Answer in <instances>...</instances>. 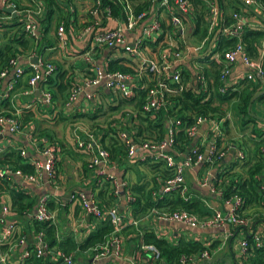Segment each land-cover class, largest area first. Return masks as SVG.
<instances>
[{"label": "crops", "instance_id": "0c3cea01", "mask_svg": "<svg viewBox=\"0 0 264 264\" xmlns=\"http://www.w3.org/2000/svg\"><path fill=\"white\" fill-rule=\"evenodd\" d=\"M131 1L132 4L135 5L146 2V0ZM221 1L223 6L226 7V14L231 16L233 13L232 7L235 6V3L233 4L234 0ZM235 1L237 2V0ZM13 2L17 12L15 14L9 13L12 15H0V49L8 44L9 41H12V35L18 31L17 27H11L14 25L13 20L17 18V22L20 23L23 18V13L26 10H36L41 7L38 21L45 18L44 4L41 0H36L35 3H32L31 0H13ZM66 2H68V22L64 23V25L66 24L65 34L68 40L66 46L61 47L58 45L55 37L57 28L54 22L52 23V31L46 37V40L52 39L53 43L50 46L45 45L37 54L35 51H31L28 48L23 49L17 45L14 46V49H16L14 53L16 57L19 58V65L23 68L24 74L15 85L10 96L4 99L8 102L6 106L2 108L3 110L6 109V111H9L15 118H21L23 113L31 112L33 114L32 122L21 128L17 133H10L7 125L0 127V130L4 128L2 132H0V159L5 153L13 149L19 152L23 150L25 155L21 158L30 160V162L41 160V150L47 144L44 143L46 142L45 137L44 139H38L37 134L39 128L40 131H45L47 129L46 133H49L53 137V143L57 144L59 149L55 164L56 180L53 184H49L46 179L43 178L37 181L36 184H28L19 177L12 176L10 179H7L8 182L5 186L10 190L21 191L30 196L34 195L38 199L41 196L48 197L51 212L54 214L55 221L52 225L55 228L57 241L72 237L77 244H80L90 233L96 231L104 220H107L106 218L97 220L92 216H88L83 211L78 201L70 200L72 194H83L94 199L102 206L101 208L104 211H107L111 207H116L118 209L120 215L126 221L124 223L125 229L121 234V236L123 235V254L119 257H115L111 255L114 254L113 251H111L109 256H104L106 258L101 257L96 261H94L96 256L91 250L82 251L80 254H66L71 255L76 264H153L150 256L145 253H138L140 246L143 244L142 233L144 230L152 231L157 237L162 235L164 239L170 243H175L180 238H184L185 240L199 241L204 247L208 248L217 244L215 249L210 250V252L207 251V259L194 258L188 264H243V262H246L245 259L242 260L240 256L239 243L245 236L255 233L261 234L264 237V199H260L259 203L250 202L244 205L243 214L249 219V225L244 229H238L231 225H223L213 229L191 230L175 223L158 222L155 217L150 215L149 217H147L148 215L141 217L137 219L136 222H133L132 220L134 219L130 217L125 201L126 194L129 192L127 189H129L131 185L150 184L153 178L160 181V172L153 171L149 165L139 161L137 158L127 156L128 158L123 160L120 165L110 161L107 165L105 175H98L95 170L88 167L92 153L77 150L74 138L75 129L87 131L88 127L92 125L91 122L85 123L82 120L75 119L76 115L95 113L97 109L101 108L98 113L100 116L106 107L109 109L116 106L115 102L118 97L105 89L103 83L98 87H85L83 92L72 102L68 101V97L67 100H64V93L60 94L50 105H45L40 102V96L36 90L32 94L25 93L27 89V80L30 76L29 67L31 64H34L33 59H35V57L42 61L53 63L58 71H63L71 81L78 80L77 83L81 82L85 75L91 73L90 62L84 60V54L87 51L89 43V36L84 33V30L88 22V10L93 1L63 0V5H65ZM151 3L152 8H150L151 10L148 13L159 14L162 24H167L168 14L159 7L158 0H151ZM214 6L219 9L216 4H214ZM239 6L242 7L243 10H246L240 3ZM17 7L20 9L18 10ZM207 16L206 14L205 21L208 27ZM246 20L249 25H258L259 22V19L255 16L251 19L246 15ZM192 23L191 16L186 21V24H188L187 36L197 40L192 36L189 27ZM121 24L119 20L108 19L103 20L101 26L109 29L115 28ZM163 27L165 30L167 29L165 26ZM262 30H264V27H262ZM210 32L212 33L213 30ZM134 36H136V34L131 33L126 35V38L132 41L134 38L139 37V32H137V37ZM208 36L209 38H206ZM206 37L205 40H197L205 41V46L202 51L205 48L207 49L203 56H208L210 50L213 48V42L211 41L212 35H206ZM164 40L165 36L163 35L154 36V39H144V43L140 49L141 57L146 58L152 54L161 55L165 48L163 45ZM175 40H177V38H175ZM259 47L264 50V38L259 42ZM201 52L189 53V55L186 54L183 67L185 69L190 68L191 65L189 60H191V62L193 61L192 64H194L195 61L199 59L198 56ZM120 56L127 57L122 49H105L96 52L93 56V60H96V62L103 67L109 61L123 60L119 58ZM217 59L218 54L210 56V61L217 65H221L222 63H217ZM210 61L204 62V67L211 68L208 66V64L210 65ZM231 70V74L228 78V82H231L230 84L236 83L237 80L244 77L246 73V68L240 60L236 62ZM11 76L12 71H10L4 79L0 80V88L2 90H4ZM52 76H54V74ZM261 82L264 88V80ZM87 94L91 95L90 99L85 98ZM4 100H0V103ZM235 101L222 106V110L226 112V119L229 122L224 139L230 136L231 142L228 143V145H222L224 146L223 149H225L222 150L224 156L220 160L218 167L210 165L208 169H205V165L199 164L187 167L184 170L185 185L190 197L201 200L209 211H214L216 209L221 211L224 210L221 196L218 192H215V188H212L211 185V180L216 175L217 169L221 171L230 167L235 161V155H237L239 147L247 151V148L252 147V145H250V140L254 139L252 135L253 125L251 123L244 124L242 122ZM108 111L109 115H118L117 111L112 112L110 109ZM0 112H2V110ZM251 112L254 117L261 121L259 122V126H264V106L253 102ZM12 116H7V118ZM126 120L127 117H124L120 122L123 127H128L130 133H132V127ZM207 130L206 125L202 126L198 130V135L193 138L194 143H198L197 147L194 149L199 151L201 149L203 154L207 148ZM118 132L129 135L124 131ZM243 139L247 141L248 145H240ZM232 141H234L235 144L232 143ZM42 143L45 145L39 147ZM100 146L102 145L100 144ZM99 169L100 168H98V170ZM204 175L207 176L206 186H203L201 180ZM110 177L114 179L112 184L107 182V178ZM114 183L119 185L117 193H115L114 190ZM122 183H126L127 187H120ZM5 186L0 193V219L4 221L3 224H0V235H2L5 230H8L10 226L13 227V231L10 236H5L0 246V264H20L22 262L21 256L23 252L29 250V247L35 246V237L37 233L35 234L32 229L35 210H28L21 216L13 213L10 209V199L7 194L3 193ZM22 239L23 243L20 244ZM59 254L64 253L56 247H53L48 248V253H46L45 256H49V261H54ZM159 264L162 263L160 262Z\"/></svg>", "mask_w": 264, "mask_h": 264}, {"label": "built area", "instance_id": "2783aa9c", "mask_svg": "<svg viewBox=\"0 0 264 264\" xmlns=\"http://www.w3.org/2000/svg\"><path fill=\"white\" fill-rule=\"evenodd\" d=\"M93 3L88 10V22L85 27L84 33L89 36V43L87 51L84 54V60L90 62L91 73L84 76L81 82L78 80L73 81L69 90L68 101L72 102L83 92L85 87H98L103 83L105 89L111 92L114 96L122 99H131L134 97V90L141 89L145 92L144 103L142 105V112L147 115H153L160 108H163L166 104L167 97L177 96L179 92L185 87H195L196 89L205 92L206 80L199 70H193V74L188 81L181 79L185 55L189 53H199L205 46V41H197L189 36L188 24L186 21L190 18L192 11V3L190 0H158L159 7L168 14V23L162 24L159 14L152 13H140L135 15L131 6L126 3V19L119 20L122 24L115 28H103L102 22L105 19H109V15L106 10H100V0H92ZM35 3L36 0H31ZM209 8V14L207 16L208 33L207 35H213L215 28L219 25V9L214 6L210 1H205ZM245 7L249 10L241 12H233L231 14L232 23L228 26H221L218 30L219 34L227 39H236L237 42L234 47L224 52V58L222 59L218 53L217 63H222V71L220 80H225L231 74V69L234 67L238 60L241 61L246 68V73L243 79L248 82H252L254 86L262 83L264 79V50L259 47L258 54L255 59H252L247 55L244 45L241 42V36L245 28H251L253 30H262L264 27L263 22L258 18V15L264 19V6H260L255 0H241ZM13 9L14 14L17 12L16 6L13 0H0V9ZM41 10L28 9L23 13L21 21L22 31L25 35L31 39L35 44H38L40 34L38 28V15ZM250 11L255 17L259 19L258 25H249L246 20V13ZM117 20V19H116ZM217 21V23H216ZM165 26L167 29L165 30ZM186 27V29H185ZM191 27V26H189ZM213 30L211 33L210 31ZM139 32V37H137ZM136 34L137 38L132 41L126 38L128 34ZM165 36L163 45L165 48L161 55L152 54L149 57H141L140 49L144 43V39H154V36ZM55 37L59 46L64 47L67 45V37L65 34V25L60 23L55 31ZM177 38V40H175ZM206 38H209L206 37ZM204 38V40L206 39ZM118 50L122 49L123 53L127 55L120 56L122 58L121 65L129 70L128 72H109L107 71L108 62L102 67L96 60H93V56L96 52L101 50ZM37 62L30 65V76L27 80L26 94H32L35 90L38 91L40 96V102L45 105L52 104V95L47 89V80L52 76L57 68L53 63L45 62L37 57ZM196 66V65H195ZM12 71L10 80L6 83L4 90L0 88V100L7 99L10 93L14 90L15 85L19 82L24 74L23 68L19 65V58H10L7 67L0 70V80L4 79L9 72ZM253 86V87H254ZM199 87V88H198ZM221 93L225 91V88H220ZM86 99H90L91 95H85ZM169 127L164 140L152 141L145 140L139 143H135L129 136L123 132L117 133V139L125 145L128 156L131 158H137L141 162H162L165 167L172 173L171 178L163 181V187L160 194L170 193L171 191L178 190L180 195L186 201V194L188 193L184 180V170L187 167L196 166L199 164L212 165L216 161L223 158L224 153L217 149V137L222 135L219 122L197 116L194 118L193 123L187 128L186 134L191 139L198 135V130L206 125V142L208 146L207 156L197 149H192L189 153L184 155L181 161H176L170 153L174 145V136L177 131L180 130L181 122L179 120H172L169 122ZM4 125L8 126L10 133H17L20 131V127L13 117L5 118L0 117V127ZM4 129V128H3ZM2 129V130H3ZM0 130V132H2ZM75 146L79 151L92 153L89 168L95 170L98 175H105L107 165L109 161V153L95 140L94 135L87 131H81L75 129L74 132ZM260 140L262 142L261 154L264 158V133L261 135ZM59 149L56 145H46L41 150V160L32 161L33 173L23 174L20 171H13L10 167L0 165V179L7 180L12 176L19 177L24 182L30 184H36L37 181L45 178L47 183L53 184L56 180L55 164L57 161ZM242 151L237 152L238 157H242ZM21 157H24L25 152L21 150ZM98 168H100L98 170ZM205 176V175H204ZM202 177V184L206 186L207 176ZM120 187L126 188V183L120 184ZM119 185L114 183V190L117 193ZM128 190V189H127ZM129 191V190H128ZM259 195L264 199V176L262 186L258 189ZM125 199L127 201H134V197L131 192L126 194ZM71 201H78L83 211L93 218L100 220L106 218L113 226V232L111 233L110 240L105 245L100 247L99 251L95 253L94 261L101 257L109 256L113 251L115 257H119L123 254V238L121 236L125 225L122 224L124 220L119 215L116 207H111L107 211H104L99 207L98 203L83 194H72L70 196ZM48 197L41 196L36 204L34 220L40 223L53 224L54 214L47 208ZM224 210H212V214L208 217L200 218L198 215L189 213L185 210H177L174 212H158L152 210L150 216L155 217L158 222L161 223H175L187 227L191 230H206L218 228L223 225H231L235 228L244 229L249 225V219L240 213L242 205V199L239 196L233 195L230 198L222 199ZM149 215L147 217H149ZM131 217V215H130ZM132 218V217H131ZM135 222V220H132ZM4 221L0 219V224ZM13 227L10 226L8 230L0 235V246L5 238L10 236ZM252 245H250L245 239L239 243L240 256L245 258L248 256L249 247L251 248H264V237L261 234H252ZM159 239H164L162 235L158 236ZM23 243V239L20 244ZM34 253L37 258H41L48 253L47 244L44 242V236L39 233L35 237ZM138 253H145L150 256V259L154 261H160V253L152 244H142ZM31 252L25 250L22 254V261L29 258ZM104 257V258H106ZM202 259H207L208 254L204 252L201 255ZM192 260V259H190ZM185 258H182V263L188 262ZM49 264H76L71 255L59 254Z\"/></svg>", "mask_w": 264, "mask_h": 264}, {"label": "trees", "instance_id": "16d2710c", "mask_svg": "<svg viewBox=\"0 0 264 264\" xmlns=\"http://www.w3.org/2000/svg\"><path fill=\"white\" fill-rule=\"evenodd\" d=\"M44 4L45 18L38 21V28L40 32V39L38 44H35L29 39L22 31L21 22H17V18L13 20L14 25L11 27H17L18 31L12 35L8 44L4 45L0 49V70L7 67V63L10 58L16 57L14 46L17 45L23 49L28 48L31 51H35L36 54L44 48L45 45H51L52 39L46 37L52 31V23L56 24V28L60 23L68 22L67 15V3L63 5V0H41ZM212 4H216L219 7V25L215 28L214 34L211 37L213 42V48L210 50L208 56H203L197 59V62L203 65L202 69L192 64L189 60L190 68H183L181 79L188 81L193 74V70H201L202 75L206 80V91H200L195 87H185L177 96L166 97V104L163 108H160L153 115H147L142 112V105L144 103L145 92L141 89L134 90V97L131 99H122L118 97L116 99V106L109 108L112 112H118L120 115L118 118L111 119L110 122L103 125L98 123L101 116L98 115L100 109H97L95 113L90 114H78L75 119L82 120L83 122H91L92 125L88 127L87 132L94 135L95 140L102 145V147L109 153V161L120 165L123 160L128 158V152L124 144L117 139V132L124 131L135 143H139L145 140L161 141L164 140L169 127V122L172 120H179L181 122L180 130L175 133L174 145L171 150V154L176 161H181L192 149L197 147L198 143H194L193 139L187 136L186 130L193 123V120L197 116L213 119L217 122H221L220 129L222 135L217 137V149L222 151L224 146L230 143V136L224 139L226 128L229 122L226 119V112L222 110L223 105H228L232 101L236 102L238 114L242 118L244 124L251 123L253 125L252 135L250 140L251 148H247V151L239 147L238 151H242V157L235 155V161L230 167L219 171L217 169L216 175L211 180L212 188H215V192H218L222 199H227L233 195L239 196L242 199V205L240 213L243 214V207L246 203L254 202L259 203L263 198L259 195L258 189L262 186L264 176V158L261 154L262 142L257 140L264 133V126L260 127V120L253 118V113L248 112V106L251 99L260 91L263 90L262 83L254 86L252 82H248L243 78L237 80L236 83L230 84L228 78L223 81L221 77V65H217L210 61V56L218 53L220 57L224 58V52L235 46L236 39H227L219 34L221 26H228L232 23L231 16L226 14V7L223 6L221 0H209ZM260 6H264V0H255ZM100 10H106L111 20H125L126 3H129L134 14L147 13L152 8L151 0H146L143 4H132V1L126 0H100ZM192 3V25L190 27L192 36L197 40H202L207 35V24L205 21L206 14H209V8L204 0H190ZM235 6L232 7L233 12L244 11L239 6V2L233 1ZM242 8V9H241ZM19 10L20 8L17 7ZM241 9V10H239ZM224 11V12H223ZM251 19L254 18L250 12H245ZM0 15H12L0 9ZM107 20V19H105ZM66 26V24H65ZM104 26V24H103ZM55 28V29H56ZM54 29V30H55ZM264 38V30H253L251 28H245L241 36V42L244 45L245 51L248 56L255 59L258 54V44ZM210 61L209 67H204V62ZM121 60L109 61L107 71L114 72H128L126 68L121 65ZM130 72V71H129ZM230 80V79H229ZM73 81L67 78L63 71H56L54 76H50L47 80V89L52 95V100L57 99V96L64 93V100H67L69 96V89L71 88ZM254 86V87H253ZM199 88V87H198ZM220 88H225V91L221 93ZM7 100L0 103V117L12 116L6 109L3 110V106H6ZM65 104L64 102H62ZM255 103L264 106V94L260 96ZM13 117V116H12ZM127 117L126 122L132 127L130 130L128 127H123L121 120ZM20 130L27 126L33 120V114L31 112L23 113L21 118H15ZM106 119V118H105ZM44 130V129H43ZM45 131H38V139H46L45 144L56 145L53 137ZM229 134V133H228ZM224 139V140H223ZM42 143L39 147H43ZM232 143L235 144L234 141ZM241 146L248 145L247 141L243 139ZM21 152V151H20ZM19 151L13 149L9 150L0 159L1 166H10L13 171H20L23 174H32L33 165L30 160H24L21 158ZM200 152L202 150L200 149ZM203 153V152H202ZM149 165L153 171L160 172V181L153 178L151 183L142 185H131L129 192L135 198L134 201H126L128 212L131 217L136 221L137 219L147 216L154 209L158 212H174L177 210H185L189 213L198 215L200 218L208 217L213 212L209 211L203 202L197 198L190 197V194H186V201L180 195V191L174 190L170 193L160 194L163 181L171 178L172 173L167 169L162 162H150L147 160L144 162ZM59 164V163H58ZM57 164V165H58ZM220 164V160L216 161L211 166ZM204 168L208 169L209 164H204ZM89 166V164H88ZM55 170V167H54ZM204 170V169H203ZM203 172V171H201ZM56 174V171H55ZM106 177V176H105ZM107 182L112 184L113 177L107 178ZM7 180L0 179V193L3 191ZM16 183V182H15ZM151 185V186H150ZM10 199V209L13 213L22 215L28 210L36 208L38 198L34 195H27L21 191L10 190L5 186L4 192ZM99 207L100 204L98 203ZM47 208L51 211L49 202H47ZM206 210V211H205ZM119 212V211H118ZM120 215V213H119ZM126 221L123 220L122 224ZM128 228V227H127ZM126 228V229H127ZM32 229L34 233H42L44 236V242L48 248L56 247L64 254L76 253L80 254L82 251L91 250L93 254L99 251L100 247L110 239L113 232V226L109 220H104L102 225L94 232L90 233L88 237L80 244H77L72 237H67L61 241H57L55 228L51 223H40L35 220L32 221ZM125 229V228H124ZM123 229V230H124ZM240 229V228H238ZM123 232V231H122ZM252 235H247L245 239L250 245H252ZM242 239V240H243ZM142 243L152 244L160 253V261H154L153 264H184L182 258L187 261L190 259L198 258L202 259L201 255L210 250L215 249L216 245H212L210 248L204 247L199 241L185 240L180 238L175 243H170L165 239H159L152 231L144 230L142 233ZM248 256L242 258L246 262L243 264H264V248H251L249 247ZM31 255L29 258L23 260L20 264H49V256H43L37 258L34 253V247H29ZM208 251V252H207ZM190 260V261H192ZM189 263V262H188ZM186 263V264H188Z\"/></svg>", "mask_w": 264, "mask_h": 264}, {"label": "rangeland", "instance_id": "374dc122", "mask_svg": "<svg viewBox=\"0 0 264 264\" xmlns=\"http://www.w3.org/2000/svg\"><path fill=\"white\" fill-rule=\"evenodd\" d=\"M206 49H207V48H205V49L201 52V54L198 56V58H201V57L204 55V53L206 52ZM194 64H195L199 69H202V68H203V65H202L201 63L197 62V60L195 61ZM199 71H201V70H199ZM108 110H109L108 107H106L105 110L100 114L101 119L99 120L98 123L105 125V124H107L108 122H110L111 119H114V118H116V117H119V113H118V115H117V114H115V115H109V111H108ZM105 118H106V119H105ZM219 124L221 125V122H219ZM232 145H233V144H232ZM135 222H136V221H135Z\"/></svg>", "mask_w": 264, "mask_h": 264}, {"label": "water", "instance_id": "95a60500", "mask_svg": "<svg viewBox=\"0 0 264 264\" xmlns=\"http://www.w3.org/2000/svg\"><path fill=\"white\" fill-rule=\"evenodd\" d=\"M244 8H246L247 10H249L247 7H245L244 6V4L241 2V0H237ZM5 12H7V13H12L13 14V12H14V10L13 9H11V8H9V9H7V8H5V9H3ZM258 18L264 23V19L262 18V17H260L259 15H258ZM37 62V59L35 58V59H33V63L35 64ZM264 94V89L261 91V92H259L258 94H256L252 99H251V101H250V104H249V106H248V112H250V109H251V105H252V103L253 102H255L260 96H262ZM252 117H254L253 115H251ZM254 118H256V117H254ZM257 119V118H256ZM207 151H208V146H207V148H206V150H205V153H204V155H205V157L207 156Z\"/></svg>", "mask_w": 264, "mask_h": 264}, {"label": "clouds", "instance_id": "9594fccd", "mask_svg": "<svg viewBox=\"0 0 264 264\" xmlns=\"http://www.w3.org/2000/svg\"><path fill=\"white\" fill-rule=\"evenodd\" d=\"M221 68H222V64H221ZM227 78H228V77H227ZM227 78H226V79H227ZM226 79H225V80H226ZM225 80H224V81H225ZM263 80H264V79H263ZM263 89H264V88H263ZM260 92H261V91H260ZM257 94H258V93H257ZM251 106H252V105H251ZM250 110H251V109H250ZM253 118H254V117H253ZM258 120H259V119H258Z\"/></svg>", "mask_w": 264, "mask_h": 264}]
</instances>
